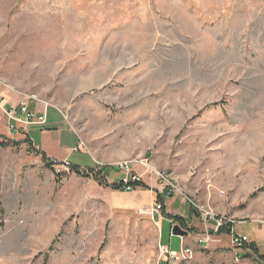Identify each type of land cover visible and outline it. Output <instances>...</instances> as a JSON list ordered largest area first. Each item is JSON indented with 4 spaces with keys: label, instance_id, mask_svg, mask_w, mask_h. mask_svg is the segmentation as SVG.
<instances>
[{
    "label": "rangeland",
    "instance_id": "rangeland-1",
    "mask_svg": "<svg viewBox=\"0 0 264 264\" xmlns=\"http://www.w3.org/2000/svg\"><path fill=\"white\" fill-rule=\"evenodd\" d=\"M0 80V264L262 260L264 0H0Z\"/></svg>",
    "mask_w": 264,
    "mask_h": 264
},
{
    "label": "built area",
    "instance_id": "built-area-1",
    "mask_svg": "<svg viewBox=\"0 0 264 264\" xmlns=\"http://www.w3.org/2000/svg\"><path fill=\"white\" fill-rule=\"evenodd\" d=\"M0 83L1 80H0ZM1 85V84H0ZM35 108H32L29 103H21L16 106H6V103L4 102V97L0 95V112H3L7 118L8 126L10 129H17L18 126H29L31 124H45L47 122V108L45 107L44 110H35ZM17 112H19V115H17ZM12 121H15L16 124H12ZM68 165H70L68 163ZM119 170L123 171L125 173V176L122 178V181L125 185V190H130L132 188V183L135 182H142L141 176L133 173L129 165L127 167H115ZM157 176L160 180L166 179V172L165 171H157ZM195 205V209H201L200 206L197 204ZM158 208H161V205L158 206ZM198 211V210H197ZM211 214L207 212L206 219H208ZM215 216V215H214ZM213 215L210 217V219H214L215 224H213L212 228L215 232H218L222 227L227 225V219L224 216H220L218 218H212ZM217 217V216H215ZM209 236V235H208ZM209 239V238H208ZM232 243L235 244V247L241 248L246 242L249 241L248 237L246 235H243L241 233H233L231 236ZM205 239H200L199 241H204ZM207 240V239H206ZM205 240V241H206ZM184 246V241H182V246L180 251L182 254H179L178 252L170 251L169 247H166L163 245L162 253L169 254L173 260L183 261L186 257H189L193 253L189 247ZM179 251V252H180ZM178 253V255H177ZM183 256V257H182Z\"/></svg>",
    "mask_w": 264,
    "mask_h": 264
},
{
    "label": "trees",
    "instance_id": "trees-1",
    "mask_svg": "<svg viewBox=\"0 0 264 264\" xmlns=\"http://www.w3.org/2000/svg\"><path fill=\"white\" fill-rule=\"evenodd\" d=\"M27 140H29V139L27 138ZM29 141H30V140H29ZM5 143H6L5 145L8 144L7 142H5ZM13 143H14V144H17L18 142H13ZM48 163L51 164V165H55V164H57L58 162H55L54 160H51V161H49ZM59 164H60V163H59ZM69 164H70V166H71L72 169H76L77 171H79L77 165H75V164H71V163H69ZM141 183H142V182H135V183H132V187L135 188V187L141 185ZM122 186L124 187V183H123L122 180L120 181L119 184H115V185H114V187H116V188H122ZM156 201L160 202V203H158V204L161 205V210H164V205H163V201H162V199H161V196L158 195ZM191 207H192V206H191ZM193 210H194V208H193ZM195 211H197V210H195ZM165 215H166L167 217H169V218H174V220H175L176 222H179V221H180V223H182L181 220H180V217H179L178 215H176V214H172V215L165 214ZM182 224H183V223H182ZM251 245H252V244H251ZM251 245H250V246H251ZM255 250L257 251V249H255ZM259 256L261 257L262 260L259 259V263H258V264H264V255H259Z\"/></svg>",
    "mask_w": 264,
    "mask_h": 264
},
{
    "label": "water",
    "instance_id": "water-1",
    "mask_svg": "<svg viewBox=\"0 0 264 264\" xmlns=\"http://www.w3.org/2000/svg\"><path fill=\"white\" fill-rule=\"evenodd\" d=\"M172 232H173L174 235H177V236H186V235H188V232L186 230L182 229L180 227V225H178V224L173 225Z\"/></svg>",
    "mask_w": 264,
    "mask_h": 264
},
{
    "label": "crops",
    "instance_id": "crops-1",
    "mask_svg": "<svg viewBox=\"0 0 264 264\" xmlns=\"http://www.w3.org/2000/svg\"><path fill=\"white\" fill-rule=\"evenodd\" d=\"M5 103H6V102H5ZM7 106L12 107V106H16V105H15V103H10V104H7ZM1 116H2L3 119H6V117H5V115H4L3 113H2ZM4 139H6V141H9V142H19V141H18L19 139L14 138V137L11 138L12 140H11L10 138H7V137L4 138ZM14 139H16V140H14Z\"/></svg>",
    "mask_w": 264,
    "mask_h": 264
},
{
    "label": "bare ground",
    "instance_id": "bare-ground-1",
    "mask_svg": "<svg viewBox=\"0 0 264 264\" xmlns=\"http://www.w3.org/2000/svg\"><path fill=\"white\" fill-rule=\"evenodd\" d=\"M117 166H119V167H127L128 164L126 165V164H123V163H122V164L117 165ZM198 243H199V244H202V243H204V241H199ZM161 250H163V246H162Z\"/></svg>",
    "mask_w": 264,
    "mask_h": 264
}]
</instances>
